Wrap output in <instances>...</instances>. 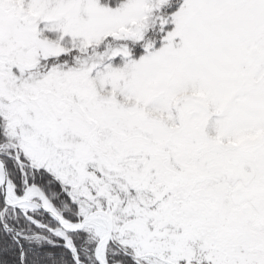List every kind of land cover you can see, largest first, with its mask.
<instances>
[{
    "label": "snow or ice",
    "instance_id": "1",
    "mask_svg": "<svg viewBox=\"0 0 264 264\" xmlns=\"http://www.w3.org/2000/svg\"><path fill=\"white\" fill-rule=\"evenodd\" d=\"M0 264H264V0H0Z\"/></svg>",
    "mask_w": 264,
    "mask_h": 264
}]
</instances>
